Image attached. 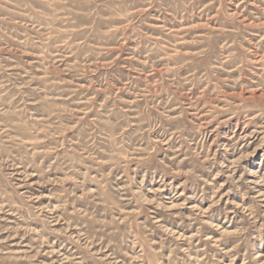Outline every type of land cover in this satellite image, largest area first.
Segmentation results:
<instances>
[{"label":"rangeland","instance_id":"rangeland-1","mask_svg":"<svg viewBox=\"0 0 264 264\" xmlns=\"http://www.w3.org/2000/svg\"><path fill=\"white\" fill-rule=\"evenodd\" d=\"M0 264H264V0H0Z\"/></svg>","mask_w":264,"mask_h":264}]
</instances>
